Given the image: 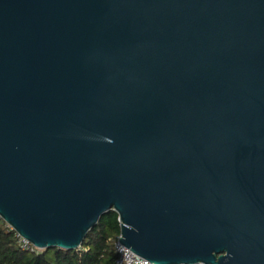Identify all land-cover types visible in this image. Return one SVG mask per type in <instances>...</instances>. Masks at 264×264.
Returning <instances> with one entry per match:
<instances>
[{
  "label": "water",
  "instance_id": "1",
  "mask_svg": "<svg viewBox=\"0 0 264 264\" xmlns=\"http://www.w3.org/2000/svg\"><path fill=\"white\" fill-rule=\"evenodd\" d=\"M153 264H264V0H0V219L76 249L107 211Z\"/></svg>",
  "mask_w": 264,
  "mask_h": 264
},
{
  "label": "trees",
  "instance_id": "2",
  "mask_svg": "<svg viewBox=\"0 0 264 264\" xmlns=\"http://www.w3.org/2000/svg\"><path fill=\"white\" fill-rule=\"evenodd\" d=\"M118 235V216L110 210L86 233L78 248L30 251L21 247L16 233L0 219V264H112Z\"/></svg>",
  "mask_w": 264,
  "mask_h": 264
},
{
  "label": "built area",
  "instance_id": "3",
  "mask_svg": "<svg viewBox=\"0 0 264 264\" xmlns=\"http://www.w3.org/2000/svg\"><path fill=\"white\" fill-rule=\"evenodd\" d=\"M16 236L19 239V243L21 244V247L30 251H33L36 249L32 245H30L27 241L19 237L17 234ZM119 235L116 237V240L114 242V250L116 254V258L113 261L112 264H153L148 262L147 260H144L131 251H129L127 248L122 246L119 241Z\"/></svg>",
  "mask_w": 264,
  "mask_h": 264
}]
</instances>
